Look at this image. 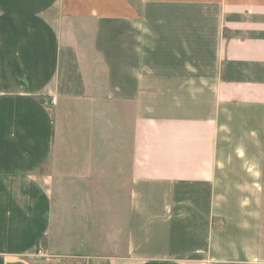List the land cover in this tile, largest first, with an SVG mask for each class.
Returning <instances> with one entry per match:
<instances>
[{"label": "crops", "instance_id": "0c3cea01", "mask_svg": "<svg viewBox=\"0 0 264 264\" xmlns=\"http://www.w3.org/2000/svg\"><path fill=\"white\" fill-rule=\"evenodd\" d=\"M82 106L126 152L116 255L56 226ZM0 264H264V0H0Z\"/></svg>", "mask_w": 264, "mask_h": 264}, {"label": "rangeland", "instance_id": "374dc122", "mask_svg": "<svg viewBox=\"0 0 264 264\" xmlns=\"http://www.w3.org/2000/svg\"><path fill=\"white\" fill-rule=\"evenodd\" d=\"M84 108L71 115L74 127L66 118L49 163L56 175V226L67 249L86 240V251L116 255L124 242L130 204L126 152H116L115 146L111 150L112 139L103 136L104 129L89 120Z\"/></svg>", "mask_w": 264, "mask_h": 264}]
</instances>
